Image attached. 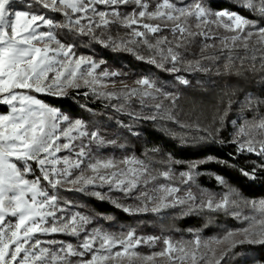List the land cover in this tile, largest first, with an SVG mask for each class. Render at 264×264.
<instances>
[{"label":"snow or ice","instance_id":"snow-or-ice-1","mask_svg":"<svg viewBox=\"0 0 264 264\" xmlns=\"http://www.w3.org/2000/svg\"><path fill=\"white\" fill-rule=\"evenodd\" d=\"M235 2L258 19L228 9L213 12L203 0H192L183 6L173 0H156L154 6L149 0H0V106H7V112L0 113V264H124L125 260L127 264H156L158 257L169 264H186L189 260L191 264H221L238 244L264 245V200H244L233 189L220 196L206 190L198 195L190 187L199 175L196 165L180 171L176 182L177 173L171 165L182 162L170 153L167 160L158 162L165 165L164 170L157 169V162L147 154L144 159L135 155L120 159L99 155L101 148L117 145V140L107 138L100 129L90 130L85 120L63 114L33 95L64 97L74 89L77 95L91 93L109 101L106 107L133 122L166 119L180 124L172 111L181 96L179 88L173 91L146 75L134 81L135 87L121 80L122 87L115 89V78L124 74L108 70L98 73L96 70L104 62L77 56L75 39L60 38L57 30L74 37H89L106 48L134 51L130 45H144L150 55L146 58L137 53L138 60L147 59L156 68L172 74L178 85L190 88L192 82L183 73L215 68L219 74L221 60L228 71L237 60L251 64L253 71L257 64L264 69V25L260 23L264 21V0ZM16 3L26 4L29 9L40 6L62 15L64 20L57 22L41 12L16 9ZM99 5L105 9L100 10ZM129 5L135 7L130 12L121 11ZM113 25L130 29L132 39L117 42L111 36L102 39L97 35ZM220 28L225 34L219 33ZM198 38L203 39L199 53H195L192 48ZM189 55L194 58L188 59ZM108 83L113 85V91L105 90ZM81 88L87 91L80 93ZM134 102H138V109L131 107ZM258 103L264 102L245 97L244 105L249 111L255 112ZM81 107L87 109V105ZM119 125L137 135L132 124L120 121ZM197 131H201L198 126ZM262 137L264 115H254L239 126L231 143L237 145L238 153L246 151L264 157ZM84 139L88 142L84 143ZM78 140L81 143H75ZM62 151L71 155L61 157L58 154ZM150 152L159 153L160 149ZM257 167L264 169V163ZM256 170L254 167L251 172H241L255 179ZM160 177L173 183H157ZM215 179L220 185L227 184L221 175L216 174ZM104 187L109 192L122 193L125 199L134 197L138 203L128 206L96 190ZM62 189L87 193L100 201L111 199L117 209L130 215L158 214L183 207L189 212L231 210L239 219L241 212L234 209L239 208L240 201L258 215L243 217L250 222L249 227L208 241L194 230H190L193 239L188 241L138 236L133 229L126 233L98 227L88 231L86 226L92 218L81 212L69 214L72 201L62 200ZM54 234H83L79 245L82 250L71 243L37 238ZM161 239V251L150 255L135 251L144 244L154 246ZM221 244L226 247L218 253L214 245ZM54 245L59 247H51Z\"/></svg>","mask_w":264,"mask_h":264},{"label":"trees","instance_id":"trees-1","mask_svg":"<svg viewBox=\"0 0 264 264\" xmlns=\"http://www.w3.org/2000/svg\"><path fill=\"white\" fill-rule=\"evenodd\" d=\"M191 2L192 0H184L182 3L186 5ZM203 2L213 12L228 9L246 18L258 19L243 8L237 7L235 0H203ZM134 7L129 5L122 9L131 10ZM55 16L56 14H51L54 19H56ZM260 23L264 25V21ZM59 35L62 39H75V52H82L85 56L103 61L104 66L123 73L122 79L137 80L147 75L164 84L165 87L173 91L179 88L181 92L180 99L175 107H172V111L180 124L188 127H181L180 124L166 119L133 122L126 115L106 107L109 101L91 93L88 96L73 94L71 97L60 99L45 98L46 103L52 107L71 117L85 120L90 130L100 129L107 138L116 139L117 145H125L124 148L109 145L103 148L104 151L113 153L118 158L135 155L144 159L147 154L157 162L156 168L159 170H164L165 165L158 162L167 160L170 153L174 159L182 162L171 165L173 171L177 173V178L180 171H186L190 166L196 165L195 170L199 175L195 176V182L190 187L198 195L201 190H206L220 196L229 189H233L244 200L257 202L264 200V169L257 167L260 163H264V157H258L246 151L238 153L237 145L231 143L237 129L245 120L250 121L254 115H264V103H258L255 112L249 111L244 105L246 96L264 102V69H261L259 64L253 71L251 64H242L237 60L228 71L224 67L225 62L221 60L219 74L215 68L209 72L183 73L192 82V87L184 88L177 84L172 74L156 68L148 63L147 59L136 58L137 53L146 58L150 55L144 45H130L134 51H127L106 48L89 37H74L73 34L60 30ZM97 35L102 39L111 36L117 42L122 39H132L131 30L119 25L97 32ZM202 39L198 38L192 48L193 52L199 53ZM193 58L191 55L188 57V59ZM111 103L115 104L117 101H111ZM81 105H87V109ZM131 107L138 109V102H134ZM3 108L0 106V109ZM120 121L132 124L137 135H131L127 129L120 127ZM233 121L237 123L234 124ZM197 126L201 131H197ZM204 129L207 131H203ZM153 148H159L160 152L151 153L150 150ZM254 167L257 168L255 179L246 177L241 172V169L251 172ZM216 174L223 176L227 184L220 185L215 179ZM159 179L163 182L168 181L163 177ZM64 194L72 201L71 208L75 209L74 211L77 210L92 218L94 227L109 229L116 233L122 231L126 233L129 229H133L142 236L191 239L193 235L190 230H194L199 232L203 240L208 241L215 237H222L228 231L235 232L249 226L250 222L245 221L243 217L258 215L253 213L250 207H246L243 201H240L239 208L234 209L241 212L239 219L232 214L231 210L228 213L208 210L189 212L183 207L170 208L158 214L149 212L130 215L106 200L100 201L85 193L65 191ZM221 264H264V245L238 244L224 256Z\"/></svg>","mask_w":264,"mask_h":264},{"label":"rangeland","instance_id":"rangeland-1","mask_svg":"<svg viewBox=\"0 0 264 264\" xmlns=\"http://www.w3.org/2000/svg\"><path fill=\"white\" fill-rule=\"evenodd\" d=\"M152 0H149V3L152 5V6H154L155 5V3H156V1L155 2H151ZM184 0H173V2L174 3H176L178 6H183V2ZM135 6V5H134ZM14 7L16 8V9H20V8H23L24 10H30V11H36V12H41V13H43V14H45L47 17H49V18H53L54 19V17H51V14L53 13V12H50V11H48V10H45V9H43L42 7H40V6H35L34 8H31V9H29L28 7H27V5L26 4H20V3H16L15 5H14ZM99 7V9L100 10H104L105 9V6L104 5H99L98 6ZM123 9H124V7H123ZM122 8H121V11H124V12H130L131 10H123ZM54 14H56V16H55V20L57 21V22H59V21H63L64 20V17L62 16V15H60V14H57V13H54ZM58 32H59V30H57ZM218 31H219V33H221V34H225L224 33V29L223 28H220V29H218ZM76 54H77V56H80V55H84L82 52H78V51H76ZM85 56V55H84ZM90 57V56H89ZM92 59H94V60H96V61H100V60H97V59H95V58H93V57H91ZM104 70H108V71H116V70H112V69H110L109 67H106V66H104V64H101V67L100 68H98L96 71L99 73V72H101V71H104ZM122 76H124V75H122ZM116 80H117V83H116V85H115V89H119V88H121L122 87V85L119 83V81H123L125 84H127L129 87H135L136 85L134 84V81L135 80H129L128 78H125V79H122L121 78V76L120 77H116L115 78ZM112 90L113 89V85L111 84V83H108V86H107V88L105 89L106 91L107 90ZM85 92V91H87V89H85V88H81L80 90H79V92ZM69 95L68 96H64V97H58V96H53V95H46V94H38V93H33V95H36L37 96V98L38 99H40L42 102H44L45 104H47V105H49L48 103H46V101H45V98H51V99H60V98H65V97H71V95H73V94H77V90H74V89H70L69 90ZM50 107H52L51 105H49ZM4 108L3 109H0V113H6L7 112V106H3ZM54 108V107H53ZM57 109V108H56ZM59 110V109H58ZM60 111V110H59ZM61 113H63V114H66V113H64V112H62V111H60ZM67 115V114H66ZM74 118V117H73ZM83 142L84 143H87L88 141L86 140V139H84L83 140ZM75 143H77V144H79V143H81V141L80 140H78V141H76ZM94 149H95V145H93L92 146ZM59 156H61V157H63V156H69V155H71L69 152H67V151H62L61 153H59L58 154ZM99 155H102V156H111V157H115L116 159H120V158H118V157H116L113 153H107L106 151H104V149L103 148H101L100 150H99ZM179 180V178H177V181ZM157 183H164V184H168V183H173V182H169V181H166V182H163V181H161L160 179L157 181ZM96 190H98V191H102V192H106L107 194H108V196L111 198V199H118V200H120V202L121 203H123V204H125V205H128V206H132V205H135L136 203H138V201H136L135 200V198L133 197V198H127V199H125L124 198V196H123V194L122 193H120V192H115V191H113V192H109L108 191V188L107 187H104V188H98V189H96ZM64 192H65V190H61L60 191V195H61V198H62V200H69V198L68 197H65V194H64ZM66 192H70V191H66ZM85 194H87V193H85ZM89 195V194H88ZM89 196H91V195H89ZM93 197V196H92ZM96 198V197H95ZM111 199H108V200H106V201H108V202H110L111 203ZM112 204V203H111ZM73 205V204H72ZM113 205V204H112ZM75 209H73V208H71V207H69V209H68V212H69V214H71V213H73V212H77V210L76 211H74ZM83 214V213H82ZM93 222L91 223V224H89V225H87L86 227H87V230L88 231H91L93 228H97V227H94L93 226ZM247 227H249V226H247ZM246 228V227H245ZM104 231H107V232H113V233H116V232H114V231H112V230H109V229H103ZM138 236H142V234L141 233H136ZM37 238L38 239H40V240H42V241H46V240H58V241H63L65 244H67V243H71V244H73V246L74 247H76L77 248V250H82V249H79V245L82 243V240H83V234H81V236H79V237H76V236H69V235H64V234H54V235H47V236H45V235H38L37 236ZM237 238H240V237H237ZM171 240H173V241H180V240H185V241H188V240H191V239H193V238H191V239H188V238H170ZM45 246H48V245H45ZM216 248H217V252L219 253V251H221V250H223L225 247H226V245H224V244H221V245H214ZM51 247H56V248H58L59 247V245H54V246H51ZM164 248V245H163V240L161 239V240H159V241H157L156 242V244L154 245V246H149V245H147V244H144V245H141V246H139L138 248H136L135 249V251L136 252H138V253H140L141 255H150V254H152L153 252H158V251H161L162 249ZM118 249H113V251H117ZM88 258H90V256L88 257ZM73 260H76V259H78L77 257H73L72 258ZM106 264H108V262H106ZM112 264H115V262H112ZM124 264H127V261L125 260L124 261ZM136 264H145V262H143V261H137L136 262ZM147 264H152V262H147ZM156 264H169V262L165 259V258H156ZM177 264H179V262H177ZM186 264H191V261L189 260V261H187L186 262Z\"/></svg>","mask_w":264,"mask_h":264}]
</instances>
